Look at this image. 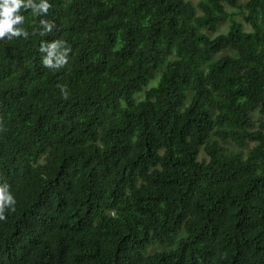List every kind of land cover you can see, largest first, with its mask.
I'll return each instance as SVG.
<instances>
[{"label": "trees", "instance_id": "16d2710c", "mask_svg": "<svg viewBox=\"0 0 264 264\" xmlns=\"http://www.w3.org/2000/svg\"><path fill=\"white\" fill-rule=\"evenodd\" d=\"M50 5L0 38V264H264V0Z\"/></svg>", "mask_w": 264, "mask_h": 264}, {"label": "clouds", "instance_id": "9594fccd", "mask_svg": "<svg viewBox=\"0 0 264 264\" xmlns=\"http://www.w3.org/2000/svg\"><path fill=\"white\" fill-rule=\"evenodd\" d=\"M50 0H0V38L7 36L11 39L13 36H28V31L23 27H14L18 22L25 20V16L21 14V9L31 8L33 13L39 15L40 12H47L50 7ZM40 23L47 25L43 31L52 28V23L46 19H42ZM43 33V32H42ZM66 43L64 40H56L50 44L41 43V50L47 51V56L43 57V63L46 66L58 68L66 63L68 57L66 53L71 50V47H65L59 54L57 49L60 45ZM55 56V62L53 57ZM65 95L68 93L62 88ZM16 198L10 191V185L7 181L0 182V218H3L6 208L14 209Z\"/></svg>", "mask_w": 264, "mask_h": 264}, {"label": "rangeland", "instance_id": "374dc122", "mask_svg": "<svg viewBox=\"0 0 264 264\" xmlns=\"http://www.w3.org/2000/svg\"><path fill=\"white\" fill-rule=\"evenodd\" d=\"M240 2H244L245 0H239ZM227 10H230L229 9V7H225ZM236 17H238V18H241V17H239L238 15H236ZM227 24H228V22H222L221 24H219V26H218V29H217V32L216 33H218V32H224V31H226L227 30ZM247 27H248V25H246ZM215 34V33H214ZM257 113V112H256ZM256 114H254V116H255ZM228 145H230V148H232V149H235L236 148V145H234L233 143H231V142H226ZM252 145V143H247L243 148L246 150L247 148H249L250 146ZM156 248H159V247H156Z\"/></svg>", "mask_w": 264, "mask_h": 264}]
</instances>
